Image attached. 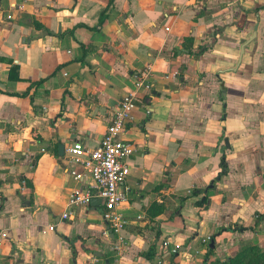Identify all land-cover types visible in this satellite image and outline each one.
<instances>
[{
  "label": "crops",
  "instance_id": "obj_1",
  "mask_svg": "<svg viewBox=\"0 0 264 264\" xmlns=\"http://www.w3.org/2000/svg\"><path fill=\"white\" fill-rule=\"evenodd\" d=\"M148 66L154 86L124 136L135 152L118 253L103 201L62 217L92 181L75 180L60 146L97 147ZM257 214L264 0H0V264H205L264 247ZM165 238L181 254H161Z\"/></svg>",
  "mask_w": 264,
  "mask_h": 264
},
{
  "label": "built area",
  "instance_id": "obj_2",
  "mask_svg": "<svg viewBox=\"0 0 264 264\" xmlns=\"http://www.w3.org/2000/svg\"><path fill=\"white\" fill-rule=\"evenodd\" d=\"M177 74L178 72L172 73L173 76ZM152 76V66L146 67L136 76L133 87L119 101L112 121L97 147L89 149L82 143L76 142L65 150L70 164L69 173L79 183L85 178H89L92 183L84 188L78 185L73 189L62 217L69 219L77 208L89 206L93 198H101L104 203L103 218L107 223L105 234L107 237L112 235L118 239L119 244L113 246V250L118 253H121L122 245L125 243L121 232L131 224V220L123 209V204L128 200L123 185L131 172L128 158L135 152L134 144L126 140L124 136L129 125L134 122V112L141 95L154 86ZM26 189V180L23 179L21 191ZM138 218L141 219L142 216ZM49 228L54 230L55 225ZM5 238V231H0V251L4 246ZM212 240V236H208L203 238L202 242L208 246ZM170 248L172 255L181 254L180 245L174 244L170 238H165L162 241L161 254ZM184 258L188 264H191L190 255H185ZM158 264H164L161 256Z\"/></svg>",
  "mask_w": 264,
  "mask_h": 264
},
{
  "label": "trees",
  "instance_id": "obj_3",
  "mask_svg": "<svg viewBox=\"0 0 264 264\" xmlns=\"http://www.w3.org/2000/svg\"><path fill=\"white\" fill-rule=\"evenodd\" d=\"M227 164L223 160V170L220 176H223L227 172ZM208 199L205 198L203 202ZM258 223L264 221V214H257ZM214 239V238H213ZM213 248L209 247V251ZM152 259V256H149ZM205 264H264V247L257 244H246L235 254L234 256L227 257L226 259H215L208 261Z\"/></svg>",
  "mask_w": 264,
  "mask_h": 264
},
{
  "label": "water",
  "instance_id": "obj_4",
  "mask_svg": "<svg viewBox=\"0 0 264 264\" xmlns=\"http://www.w3.org/2000/svg\"><path fill=\"white\" fill-rule=\"evenodd\" d=\"M251 40H252V38H251ZM246 45H247V44H244V45L242 46V49H241V56H240V59H239V63H241L242 55H243V53H244V51H245V47H246ZM60 152H61L62 155L64 154V152H65V146H64V145H61V146H60ZM22 199H23L24 201H26L25 197H22ZM98 201L100 202V201H103V200H102L101 198H93L92 201H91V204H92V205H93V204H96ZM210 246H211L212 248L215 247V241H214V240H212Z\"/></svg>",
  "mask_w": 264,
  "mask_h": 264
},
{
  "label": "rangeland",
  "instance_id": "obj_5",
  "mask_svg": "<svg viewBox=\"0 0 264 264\" xmlns=\"http://www.w3.org/2000/svg\"><path fill=\"white\" fill-rule=\"evenodd\" d=\"M241 249V248H240Z\"/></svg>",
  "mask_w": 264,
  "mask_h": 264
}]
</instances>
